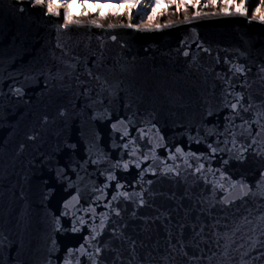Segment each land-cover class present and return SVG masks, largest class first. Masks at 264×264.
Returning <instances> with one entry per match:
<instances>
[{
    "label": "water",
    "instance_id": "95a60500",
    "mask_svg": "<svg viewBox=\"0 0 264 264\" xmlns=\"http://www.w3.org/2000/svg\"><path fill=\"white\" fill-rule=\"evenodd\" d=\"M60 16L0 0V264H264V25Z\"/></svg>",
    "mask_w": 264,
    "mask_h": 264
},
{
    "label": "rangeland",
    "instance_id": "374dc122",
    "mask_svg": "<svg viewBox=\"0 0 264 264\" xmlns=\"http://www.w3.org/2000/svg\"><path fill=\"white\" fill-rule=\"evenodd\" d=\"M245 3L249 10L248 15L251 17V12L258 6L260 0H245ZM54 5L65 8L69 12L63 15L64 23L74 20L84 22L94 17L95 20L106 25H109L110 20L114 23L123 21L122 17H125L128 11L133 13L126 16L123 23L134 21L136 25L144 20L151 23L155 21H161L163 24L178 23L199 13L207 12L210 7L221 9L229 5L232 10L243 12L240 0H236L235 4L231 0H164L161 4H155L153 0H137L132 7L118 4L116 0H54L52 7Z\"/></svg>",
    "mask_w": 264,
    "mask_h": 264
},
{
    "label": "snow or ice",
    "instance_id": "6c2138e0",
    "mask_svg": "<svg viewBox=\"0 0 264 264\" xmlns=\"http://www.w3.org/2000/svg\"><path fill=\"white\" fill-rule=\"evenodd\" d=\"M52 2H54V0H52ZM52 2H48V0H31V3H32L33 7L44 8L47 5L48 13L51 14L52 16H54V17H58L59 16V12L53 11ZM231 2L233 4H235L236 0H231ZM205 7H207V5H205ZM240 7L243 9V13H241V12H231L228 15H224L223 13H213L211 15L204 16L203 19H216V18H220V19L244 18V19H247L249 10H248V8L246 6L245 0H240ZM262 9H264V0H260V3L258 4V6L251 12L250 22H258V23L264 25V17H258V15H257L258 13L261 12ZM20 10L23 11L24 10L23 7H21ZM187 22H188L187 19L185 21H183V23H187ZM89 27H91V26H89ZM122 27H124V26H122ZM127 27H132V25L129 24V25H127ZM110 29H111V26H110ZM139 31L145 32V31H151V29H145L143 26H140L139 27ZM112 39L115 40L116 37L113 36ZM205 50L207 51V49H205ZM188 54L189 53L187 51L184 52L185 56H188ZM242 71H243L242 67H236L235 68V72H237V73H242ZM239 99H240V97H238L237 103H232L231 104V108H232L233 111H235L237 109V105L239 103ZM250 107H251V104H249L248 107H245L244 111L245 112L249 111ZM261 117H264V112L260 113L257 116V119L255 121H253L254 123H257L259 125V128H260V131L256 133L257 136H259L261 134V132H264V123H261ZM115 127H116V125H113V128H115ZM234 143H235V141H234ZM253 143H256L255 138L253 139ZM210 147H212V146L210 145ZM212 150L215 152L217 149L213 148ZM176 151L179 153V152H181V149L177 148ZM173 159H174V157H173ZM127 167H128V165L125 164L124 168L127 169ZM137 167H139V165H137ZM200 168H203V165H201ZM199 170L200 169H197V171H199ZM167 171H172V170L171 169H167ZM262 175H264V173H262ZM109 179L112 180V179H115V177L110 175ZM119 187L120 186L117 185L118 189H119ZM247 188H248L247 185H242L241 191H242V193L244 195H247V191H245ZM121 194L124 195L125 198H128L126 193H121ZM116 198H117L116 196H113V200H115ZM76 200H77V197L73 196L72 200L66 202L64 207L67 208L69 206V204H71L73 201H76ZM117 215H119V213H117ZM245 219H247V218H245ZM260 219L264 220V216H262ZM81 223H83V220H81ZM104 223H105V221L103 219H101V221H100L101 228H103ZM248 223H251V221H248ZM56 228H57V230L60 229V221L58 219L56 221ZM79 230L80 229L75 227V224H74L73 231H79ZM93 233L94 234L92 236V239H95V235H96L95 229H93ZM87 240H88V238H86V242H87ZM79 251L82 254H87L86 249H85V247L83 245L81 246ZM99 253H100V249L97 248L96 252H95V255L98 256ZM69 255H72L71 250L69 251ZM92 258H93V264H95V259H94V257H92Z\"/></svg>",
    "mask_w": 264,
    "mask_h": 264
},
{
    "label": "bare ground",
    "instance_id": "6f19581e",
    "mask_svg": "<svg viewBox=\"0 0 264 264\" xmlns=\"http://www.w3.org/2000/svg\"><path fill=\"white\" fill-rule=\"evenodd\" d=\"M206 3L207 2H205V4ZM209 5H211V4H209ZM52 8H53V11L59 12V16L58 17H60L59 8L55 7V6H53ZM45 9L48 12L47 5L45 6ZM231 12H241V11L240 10H232V7L229 6V5L224 6L221 9L210 7L207 12L199 13V14H197L196 16H194L192 18H187V21L203 20L204 16L211 15L213 13H223L224 15H228ZM132 13L133 12L128 11L125 14V17H122L123 21H124V19H126V16L131 15ZM241 13H243V12H241ZM258 17H264V9L259 13ZM248 18L251 19V17L249 15H248ZM107 19L110 20L109 18H107ZM185 20H182V21H180L178 23H182ZM123 21L120 20V22L114 23L113 20H110L109 21V25H106V24H104L103 22H101L99 20H95L94 17H90L89 19H87V21H84V22L74 20V21H70V22H65V24L88 25V26H97V27H103V28H110V26H111V28H121L122 26L127 27V25L131 24L132 27L139 28L140 26H143L146 29H159V28H163V27H167V26L178 24V23L163 24L161 21H155V22L151 23V22H149L147 20L146 21L144 20L140 24L136 25V23L134 21H130L128 23H123Z\"/></svg>",
    "mask_w": 264,
    "mask_h": 264
},
{
    "label": "trees",
    "instance_id": "16d2710c",
    "mask_svg": "<svg viewBox=\"0 0 264 264\" xmlns=\"http://www.w3.org/2000/svg\"><path fill=\"white\" fill-rule=\"evenodd\" d=\"M48 1H52V0H48ZM164 0H153V2L155 4H161L163 3ZM116 2L118 4H122V5H125V6H132V5H135L137 0H116Z\"/></svg>",
    "mask_w": 264,
    "mask_h": 264
}]
</instances>
